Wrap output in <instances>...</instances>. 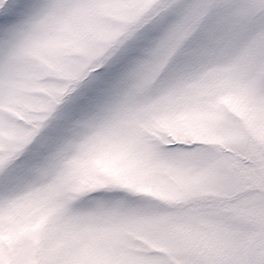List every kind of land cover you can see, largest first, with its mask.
Masks as SVG:
<instances>
[{
    "label": "snow or ice",
    "instance_id": "obj_1",
    "mask_svg": "<svg viewBox=\"0 0 264 264\" xmlns=\"http://www.w3.org/2000/svg\"><path fill=\"white\" fill-rule=\"evenodd\" d=\"M0 264H264V0H0Z\"/></svg>",
    "mask_w": 264,
    "mask_h": 264
}]
</instances>
